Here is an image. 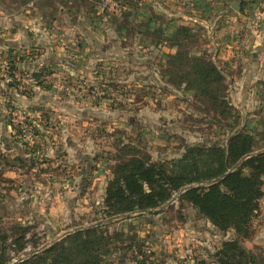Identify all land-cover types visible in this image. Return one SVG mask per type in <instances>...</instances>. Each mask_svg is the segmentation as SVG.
<instances>
[{
  "label": "rangeland",
  "instance_id": "rangeland-1",
  "mask_svg": "<svg viewBox=\"0 0 264 264\" xmlns=\"http://www.w3.org/2000/svg\"><path fill=\"white\" fill-rule=\"evenodd\" d=\"M66 1L0 0V231L8 264L97 221L123 232L112 264H202L231 231L222 234L177 199L160 213L107 217L105 187L126 143L161 160L188 143L224 144L247 131L264 152V0ZM122 5L133 31H117ZM148 24L164 34L177 24L192 29V51L225 75L233 118L218 121L192 91L164 82L173 49L155 44ZM262 189L242 244L264 256ZM17 225L27 228L18 251Z\"/></svg>",
  "mask_w": 264,
  "mask_h": 264
},
{
  "label": "trees",
  "instance_id": "trees-1",
  "mask_svg": "<svg viewBox=\"0 0 264 264\" xmlns=\"http://www.w3.org/2000/svg\"><path fill=\"white\" fill-rule=\"evenodd\" d=\"M60 1L62 4L67 2ZM72 1L77 6L78 1L84 3V0ZM96 5L91 10L96 11ZM122 9L114 22L117 31L121 28L133 31V27L128 28L129 12L124 5ZM240 9H243L242 3ZM146 31L158 46L167 44L174 49L166 54L162 71L167 85L192 91L203 107L218 117V121L234 117V107L226 95L225 75L205 52L192 51L196 35L189 26L177 24L169 34H164L160 24H148ZM34 76L36 79L40 77L39 74ZM257 143L253 132L236 131L227 137L224 144L188 143L178 157L161 160H153L148 151L131 143L122 144L116 148L110 167L111 178L105 187L103 212L107 217L125 213L137 216L160 213L162 211L142 210L157 208L181 188L190 186L178 196L179 205L189 203L222 234L229 231L233 234L201 263L264 264L262 254L242 244V240L251 235L252 220L263 195L264 152L247 157L228 172L243 156L256 152L259 149ZM1 170L0 165V177ZM3 196L0 192V198ZM130 217L132 215L119 220ZM13 227L16 233L14 249L18 251L24 245L27 228L20 225ZM122 236L123 232H108L102 225L90 226L69 233L13 264H112L108 255L117 248H123L119 245ZM6 239L7 235L0 231V264L10 262V257L6 255ZM124 247L131 248L128 245Z\"/></svg>",
  "mask_w": 264,
  "mask_h": 264
},
{
  "label": "water",
  "instance_id": "water-1",
  "mask_svg": "<svg viewBox=\"0 0 264 264\" xmlns=\"http://www.w3.org/2000/svg\"><path fill=\"white\" fill-rule=\"evenodd\" d=\"M237 6V5H236ZM259 152H263V150H259V151H256V152H254V153H249V154H246L245 156H243L236 164H234V166L230 169V170H228V172H230L232 169H235V168H237L240 164H241V162L244 160V159H246L247 157H249V156H251V155H253V154H257V153H259ZM227 172V173H228ZM224 175H226V173L224 174ZM223 175V176H224ZM223 176H221L220 178H222ZM219 178V179H220ZM193 186V185H192ZM188 187H190V186H186V187H183V188H181L180 190H179V192L177 193V194H175L170 200H168V202H166L165 204H163V205H161V206H159V207H157V208H153V209H149V210H142V212H158V211H162L165 207H167V206H169L171 203H173L174 202V200L175 199H177L178 198V196L185 190V189H187ZM138 212H141V211H138ZM137 212V213H138ZM130 214H134V213H125V214H121V215H118L117 217H128ZM100 224H102V221H97V222H94V223H92V224H89V225H87V226H79V227H75V228H73V229H71V230H68V231H65L64 233H62L60 236H58L56 239H54V240H52V241H49V242H46V243H44L43 245H41L40 247H38V248H36L35 250H33L32 252H31V254H34V253H37V252H39L40 250H42V249H44V248H46L48 245H50V244H52L54 241H56V240H58V239H60V238H62V237H64L65 235H67V234H69V233H72V232H74V231H77V230H81V229H83V228H87V227H90V226H97V225H100ZM31 254H29V255H31ZM28 255V256H29ZM22 258H19L17 261H19V260H21ZM17 261H14V262H12L11 264H13V263H15V262H17Z\"/></svg>",
  "mask_w": 264,
  "mask_h": 264
},
{
  "label": "crops",
  "instance_id": "crops-1",
  "mask_svg": "<svg viewBox=\"0 0 264 264\" xmlns=\"http://www.w3.org/2000/svg\"><path fill=\"white\" fill-rule=\"evenodd\" d=\"M174 50V49H173ZM171 52H173V51H171Z\"/></svg>",
  "mask_w": 264,
  "mask_h": 264
}]
</instances>
